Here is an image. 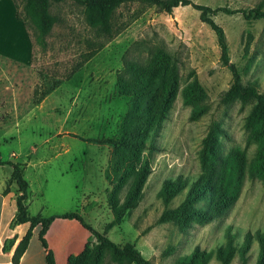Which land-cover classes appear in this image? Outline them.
<instances>
[{"label": "rangeland", "instance_id": "1", "mask_svg": "<svg viewBox=\"0 0 264 264\" xmlns=\"http://www.w3.org/2000/svg\"><path fill=\"white\" fill-rule=\"evenodd\" d=\"M191 1L211 9L258 7L264 12V0ZM14 3L23 16L24 0ZM50 13L55 22L44 46L35 41L36 29L29 21L25 24L26 54L0 55V155L5 162L20 163L24 177L31 182L29 213L77 212L116 244L133 243L150 264H177L195 246L210 252L206 264H222L216 249L226 244L228 230L238 246L246 232L264 231V181L250 172L259 144L247 126L254 102H222L232 73L221 62L216 34L201 20L200 11L191 5L165 12L156 6L126 3L115 10L112 22L118 32L111 39L87 23L78 0H52ZM211 17L224 30L229 63L236 66L243 84L255 83L264 93V16L247 20L241 12L219 11ZM8 27L10 48L22 52L23 26L10 17ZM158 47L177 66L178 90L161 128L146 140L147 146L153 140L157 149L142 148L135 162L136 169L148 162L141 197L113 223L108 195L121 172L115 170L114 144L100 140L121 137L130 97L120 94L117 81L126 62L147 66ZM195 78L204 90L206 110L193 117V107L184 102L183 88ZM55 82V88L35 103L34 89L43 90ZM209 132L216 135L223 159L233 150L243 153L244 175L234 203L224 214L206 222L191 221L180 229L161 216L185 199L189 184L203 173L200 152ZM7 171L5 168L3 174ZM178 175L189 182L165 204L159 195L163 180ZM133 178L134 173L123 178L120 202ZM67 228V233L78 236L74 227ZM61 239L56 234L52 241L62 259ZM87 242L88 249L77 256ZM97 246L96 238L89 235L74 253L75 261L91 264L88 258ZM258 251V242L253 240L243 257L237 252L229 264H255ZM100 264L120 263L105 251Z\"/></svg>", "mask_w": 264, "mask_h": 264}, {"label": "trees", "instance_id": "2", "mask_svg": "<svg viewBox=\"0 0 264 264\" xmlns=\"http://www.w3.org/2000/svg\"><path fill=\"white\" fill-rule=\"evenodd\" d=\"M14 1V0H13ZM52 0H24L22 16L17 10L16 17L25 25L29 22L36 29L35 41L45 45V37L50 32L55 17L50 13ZM83 6L87 23L100 33L111 39L118 30L114 29L112 18L115 10L123 4L137 2L141 7L156 6L159 10L171 12L178 5H191L200 11V18L215 32L220 47V59L227 65L232 73V83L222 96V102L230 103L240 100L242 103L254 102L248 116L247 126L251 128V136L259 141L257 156L252 161L250 172L264 181V93L259 92L255 83L243 84L241 75L234 64L229 63L228 45L223 28L211 17L212 13L219 11L241 12L245 19L263 17L264 12L258 7L249 10L241 9L230 11L225 7L211 9L206 5L193 3L191 0H78ZM17 7V5H16ZM138 13H135L136 16ZM101 46V45H100ZM99 49V48H97ZM96 50V49H95ZM94 50V51H95ZM90 56V55H89ZM119 92L130 97L129 111L120 130L119 139H102L100 142L114 144L116 149L115 167L121 172L117 177L118 184L108 195L109 208L113 215V223H118L123 215L137 205L142 194V187L149 173L148 162H141L138 169L135 162L140 159V152L145 148L146 140L156 134L167 118L168 111L176 97L178 90V69L170 54L162 47H158L152 55L147 66L135 61H127L123 73L118 76ZM56 83L41 90L34 89V102L39 103L42 97L48 94ZM184 102L193 107V117L199 116L206 110L204 103V90L195 78L183 88ZM97 141V140H96ZM219 142L212 132L206 136L203 149L200 152L203 173L189 184L185 199L174 209H166L161 220L175 223L180 229L188 226L189 222H206L213 220L226 212L234 203L240 181L245 171L243 153L232 151L230 156L223 159L219 153ZM149 149H157L155 143L150 141ZM0 164H9L12 167L11 182L16 185V214L12 224L28 222L29 228L23 238L18 242L12 255V264H18L19 259L32 235V229L40 225L38 239L45 250L47 264H57L55 254L48 245L46 232L56 218L74 219L84 227L89 235L96 238L98 246L91 251L89 261L91 264H100L105 251H109L115 261L120 264H150L141 251L130 242L118 245L105 235L99 233L77 212H64L44 216L41 214L29 215L26 201L29 193V182L24 177L20 163L5 162L0 155ZM127 173H134L133 181L128 193L120 202L118 191L123 178ZM188 179L182 175L163 180L159 195L165 204H168L188 184ZM8 191L6 187L4 193ZM200 203V205H199ZM112 226V223L109 224ZM256 240L259 251L255 264H264V231L257 229L246 232L243 242L238 246L230 230L227 231V242L216 249V257L222 264H229L237 252L242 257L250 243ZM5 249V247H4ZM88 249L78 253L82 256ZM74 253L67 258V264H78ZM210 252L195 246L192 252L182 256L177 264H206L210 259Z\"/></svg>", "mask_w": 264, "mask_h": 264}, {"label": "crops", "instance_id": "3", "mask_svg": "<svg viewBox=\"0 0 264 264\" xmlns=\"http://www.w3.org/2000/svg\"><path fill=\"white\" fill-rule=\"evenodd\" d=\"M16 12L17 7L13 0H0V25L2 24L0 27V32L2 33V40H0V55L9 58L24 56L26 54L28 44V34L25 25L16 17ZM10 17L11 19H15L16 24H21V26H23L24 47L22 48V52H16L14 47L10 48L11 45L8 27V20ZM5 19L7 26L5 25ZM6 166L7 165L5 164H0V264H12V255L15 247L23 238L30 225L28 222L12 224L16 214V185L15 183L11 182L12 171H10L9 168L12 170V167L8 166V168ZM5 168L8 170V174H3ZM28 182L30 188L31 182ZM6 187L8 188V191L4 193V189ZM28 199L26 204L28 203ZM28 214L32 216V214L29 213V210ZM69 225L74 227V230L78 232L77 237H75L73 233L69 234L66 232V229L68 230L67 227H69ZM39 229L40 225H36L32 229V235L27 248L21 255L18 264H47L45 261V250L38 239ZM56 234L61 236V240L64 242L62 259L58 256L52 241ZM45 236L48 245L54 251L56 263L67 264V258L71 254L78 252V249L84 245V241H86L88 238L89 233L84 227L80 225L78 221L74 219L56 218L48 228Z\"/></svg>", "mask_w": 264, "mask_h": 264}]
</instances>
